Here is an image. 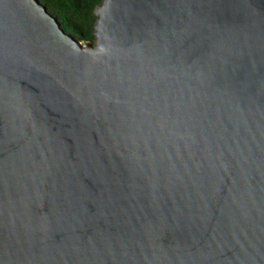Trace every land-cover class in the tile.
I'll return each instance as SVG.
<instances>
[{
	"label": "water",
	"instance_id": "95a60500",
	"mask_svg": "<svg viewBox=\"0 0 264 264\" xmlns=\"http://www.w3.org/2000/svg\"><path fill=\"white\" fill-rule=\"evenodd\" d=\"M96 15L0 0V264H264V0Z\"/></svg>",
	"mask_w": 264,
	"mask_h": 264
},
{
	"label": "trees",
	"instance_id": "16d2710c",
	"mask_svg": "<svg viewBox=\"0 0 264 264\" xmlns=\"http://www.w3.org/2000/svg\"><path fill=\"white\" fill-rule=\"evenodd\" d=\"M79 42L94 43L96 10L103 0H39Z\"/></svg>",
	"mask_w": 264,
	"mask_h": 264
}]
</instances>
